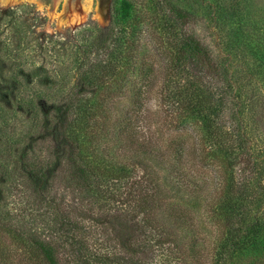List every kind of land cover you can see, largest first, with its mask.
Returning <instances> with one entry per match:
<instances>
[{"label": "rangeland", "instance_id": "1", "mask_svg": "<svg viewBox=\"0 0 264 264\" xmlns=\"http://www.w3.org/2000/svg\"><path fill=\"white\" fill-rule=\"evenodd\" d=\"M41 1L43 4L36 0H0V33L3 38L6 36V40L22 38V47L27 45V49L19 57V67L26 73H30L39 64L44 65L45 69H51L48 61L52 58L53 48L58 47L57 43L68 47L69 53L74 43L78 44L94 35L96 27L107 25L115 9L119 11L122 0H107L100 6V13L97 12L99 0H93L91 11L79 21H69L74 9L72 7L79 0ZM128 1L133 12L138 15V58L143 64L142 71L148 69L149 72L143 79L140 74L134 77L135 84L132 85L136 86L135 89L143 81V85L136 90L139 94L136 103L129 105L128 99L119 93L108 104L111 115L103 121L98 134L95 137L91 134V141L87 134L88 140L85 139L86 144L83 142V145H87V155L90 156L89 144L97 143L100 154L104 155L100 163L103 167H108V171L104 173V169L101 170L98 180L100 187L108 184L109 166L114 161L121 164L129 162L132 165L140 163L136 179L152 181L157 184V188L163 190L160 195L161 207L154 215L157 224L163 227L162 239L176 237V244L183 243L184 251L177 253V249L168 242L154 241V234L153 241L140 244V250L132 253L131 247L126 249L120 244L115 229L110 227L116 214L121 220L127 214V209L114 204V216L111 214L103 217L102 222L100 215L106 213L105 209L93 203V196L81 198L75 188H66L58 178L50 186V191L54 189V195L58 196L57 202L69 211L73 220L80 223L83 247L87 252L95 253L100 264L113 262L110 259L102 260L99 254L118 257L114 264H124L125 262H121L131 258L137 260L136 264H264V246L258 250H246L234 261L233 258L225 260L224 254L219 256L218 252L224 253L218 246L221 240L218 239L219 215L210 210L205 199L207 194L209 198V194L214 193L217 179L222 178L220 161H215L214 155L206 154L207 149L204 148L208 146L203 144L210 141L206 136L203 137L204 130L194 117H181L179 123L171 122L169 117L178 100L175 95L186 85L182 70L188 69L186 71L189 72L191 69L186 55L177 61L180 39L188 32L206 45L210 56L218 65L215 71L223 70L224 78L213 73V70H206L203 79L196 77L194 84L187 90L190 93L198 90L199 92L193 93L195 96L204 91L206 94L219 90L224 92L230 102L229 109L222 115L223 119H227L226 128L236 126L230 119L229 110L235 114L238 112L242 119V131L252 140L254 147L264 149V0H172L175 5L192 15V18L180 21L168 19L166 11L160 10L155 0ZM6 11L10 12L7 14ZM8 15L15 16H12L14 24L12 20L8 25L6 20L11 17ZM9 43L11 46L12 43ZM30 43L35 46L28 48ZM4 59L9 57L4 55ZM191 64L195 65L193 61ZM28 78L32 82H23L22 79L15 95L10 97L9 104L0 106L2 168L11 167L14 148L26 145L30 136L25 134L27 131L24 128L32 127L31 130L35 133V117H29L21 110H18L19 114L16 116L12 115V112L17 111L16 104L23 99H30V93L38 86L37 76L29 74ZM5 111L8 113L4 114ZM6 123L11 125L3 129ZM7 136L12 139V147L7 143ZM118 137L121 141L117 140ZM126 142L128 147L124 145ZM140 143L145 145L144 151L152 149L150 154L156 153L157 156H145V152H141L143 145ZM153 146L159 148L161 154ZM167 148H170L169 152L174 148L170 156L184 150L180 158L173 156L170 159L169 156L173 166L165 162L166 155L163 151ZM35 149L38 157H45L44 144L37 143ZM82 151L85 153L83 148ZM241 167L243 166L236 164L233 169L237 180H242L243 174H250L249 169L241 172ZM115 184L112 189H122L124 179ZM174 185H178L179 192ZM196 185L202 187V190L196 188ZM0 188V213L17 211L28 219H34L32 227L37 235L47 237L48 231L45 232V228L40 230L42 220L39 218L45 208L43 203L35 199L31 188L22 184L19 179L14 182L5 178L2 180L1 174ZM16 223L29 227L25 221L19 220ZM168 231L174 234L168 236ZM0 235L1 242L10 246V252H15V256L11 254L12 258H26V254L13 246L12 236L7 235L4 230H0ZM132 241L134 243V239ZM12 264L23 263L15 261ZM128 264L132 263L129 261Z\"/></svg>", "mask_w": 264, "mask_h": 264}, {"label": "trees", "instance_id": "2", "mask_svg": "<svg viewBox=\"0 0 264 264\" xmlns=\"http://www.w3.org/2000/svg\"><path fill=\"white\" fill-rule=\"evenodd\" d=\"M155 1L160 10L166 11L170 20L192 18L191 14L175 5L172 0ZM6 12L8 14L10 11ZM12 16L6 20L8 25L12 20L13 24L15 22V16ZM137 29L138 15L133 12L128 0H122L119 11L115 9L107 25L96 27L94 35L78 44L74 43L69 53L68 47L57 43L58 47L53 48L50 56L52 58L48 61L51 69H45L44 65L39 64L31 69L30 73L19 67V57L27 49V45L22 47V38L18 37L15 41L6 40V36L3 38L0 33V106L9 104L10 97L15 95L22 79L23 82H32V79L28 78L29 74L37 76V87H41H34L36 89L30 93V99L17 103V111L12 112V115L16 116L19 114L18 110H21L27 116L35 117V133L31 130L32 127L24 128L27 131L25 134L30 136L26 145L13 149L11 167L7 169L0 166V174L2 180L5 178L14 182L19 179L22 184L31 188L35 199L43 203L45 208L39 215L42 220L40 230L45 228V232L48 231L47 237H41L32 227L34 219H28L17 211L1 212L0 230L12 236L13 246L26 254V258H12L15 252H10V246L2 243L0 239V264H12L15 261L23 264H100L97 262V255L87 252L83 247L80 223L73 220L69 211L57 202L58 196L54 195V189L50 191L55 178L66 188H75L81 198L93 196L92 202L105 209L106 213L100 215L102 222L103 217L111 214L114 216V204L127 209L123 219H118L116 214L115 220L110 224L112 226H109L115 229L120 244L126 249L131 247L132 253L140 250V244L153 241L154 234V241L168 242L177 249V253L184 251L183 243L176 244V237L162 239L163 227L157 224L154 215L161 207L160 195L163 190L157 188V184L152 181L136 179L140 163L132 165L129 162L121 164L114 161V164L109 166L108 184L100 187L98 180L101 170L104 169V173L108 171V167H103L100 163L104 155L100 154L97 143L89 144L90 156L87 155V145H83V142L86 144L85 139L88 140L87 134L89 138L91 134L92 137L98 134L103 121L111 115L108 104L113 102L119 93L128 99L131 106L138 100L139 94L136 90L143 85V81L135 89L136 86L132 85L135 84L134 77L140 74L143 79L149 71H142L143 64L138 58L140 39ZM9 42L12 43L11 46ZM34 46L28 44V48ZM178 53L177 61L186 55L191 69L189 68V72L186 71L188 69L182 70L186 85L175 95L178 100L175 101L169 117L171 122L175 123H179L181 117H194L204 130L203 137L206 136L210 141L203 144L208 146L204 148L207 149L206 154L214 155L215 161L218 159L221 163L219 170L223 171L222 178L217 179L214 193H210L209 198L208 194L206 195L205 204L219 215L218 239L221 240L218 246L224 251L218 252L219 256L224 254L225 260L230 261L233 258L234 261L246 250H258L264 246V149L254 147L252 140L242 131V119L236 109L234 111L237 114L229 110L235 128H226L227 119H223L222 115L229 109L230 102L224 92L219 90L206 94L204 91L195 96L193 93L199 92L198 90L191 93L187 90L194 84L196 77L203 79L206 70H213V73L223 77V70L215 71L218 65L210 56L206 45L194 34L187 32L180 39ZM4 55L9 59H4ZM192 61L195 65L191 64ZM6 113L8 111L4 114ZM31 124L33 125L32 122ZM10 125L6 123L3 129ZM168 139L171 140L170 137ZM6 140L10 147L14 145L10 137L7 136ZM91 140L92 138L89 141ZM117 140L121 141L119 137ZM40 142L46 148V155L41 158L35 154L36 144ZM124 145L128 147L127 142ZM142 145L141 152H145V156H157L156 153L150 154L152 149L144 151L145 145ZM153 149L161 154L159 148ZM169 149L163 151L166 155L165 162L173 166L170 159H173V156L182 157L184 150L181 149L176 155L170 156L174 148H171L170 152ZM203 150L201 152H204ZM236 164L243 166L241 172L249 169L250 174H243V179L237 180L233 175ZM122 179V189H112V186L116 185L115 182ZM174 186L179 192L178 185ZM200 189L202 190V187ZM19 220L25 221L29 227L17 224ZM169 234L174 233L168 231L167 235ZM99 256L102 260L110 259L113 264L115 259L118 260V257L109 254ZM129 261L136 264L137 260L131 258L121 263L128 264Z\"/></svg>", "mask_w": 264, "mask_h": 264}, {"label": "bare ground", "instance_id": "3", "mask_svg": "<svg viewBox=\"0 0 264 264\" xmlns=\"http://www.w3.org/2000/svg\"><path fill=\"white\" fill-rule=\"evenodd\" d=\"M36 1H38L39 4H43V2L41 0H36ZM77 3L78 2H76L75 7H72L74 9H72V15L70 16L69 21H79V20L83 19L91 11L92 5H93V0H79V3L78 4ZM102 5H103L102 1L99 0V4L97 3V9H98L97 12L100 10L99 8ZM52 6H54V5H52ZM76 6H78V7H76ZM51 9H52V7H51ZM100 11L98 13H100ZM53 12H54V10H53Z\"/></svg>", "mask_w": 264, "mask_h": 264}, {"label": "water", "instance_id": "4", "mask_svg": "<svg viewBox=\"0 0 264 264\" xmlns=\"http://www.w3.org/2000/svg\"><path fill=\"white\" fill-rule=\"evenodd\" d=\"M101 1H102V3L104 4V3H106L107 0H101Z\"/></svg>", "mask_w": 264, "mask_h": 264}]
</instances>
